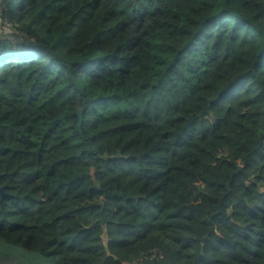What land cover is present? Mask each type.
I'll return each mask as SVG.
<instances>
[{
  "label": "trees",
  "instance_id": "16d2710c",
  "mask_svg": "<svg viewBox=\"0 0 264 264\" xmlns=\"http://www.w3.org/2000/svg\"><path fill=\"white\" fill-rule=\"evenodd\" d=\"M0 188V264H264V0H0Z\"/></svg>",
  "mask_w": 264,
  "mask_h": 264
},
{
  "label": "water",
  "instance_id": "95a60500",
  "mask_svg": "<svg viewBox=\"0 0 264 264\" xmlns=\"http://www.w3.org/2000/svg\"><path fill=\"white\" fill-rule=\"evenodd\" d=\"M76 117L78 118V124H77V127L78 129H80V126H81V123H82V118H81V111L78 110L76 113H75ZM241 171V167H238L236 172L234 173L233 176L237 175L239 172ZM5 193L3 192V190L0 188V199H3L5 198ZM107 257H111L110 255H107Z\"/></svg>",
  "mask_w": 264,
  "mask_h": 264
}]
</instances>
